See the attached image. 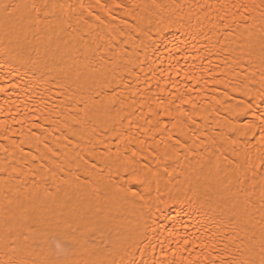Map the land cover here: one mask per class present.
I'll list each match as a JSON object with an SVG mask.
<instances>
[{
  "label": "bare ground",
  "instance_id": "obj_1",
  "mask_svg": "<svg viewBox=\"0 0 264 264\" xmlns=\"http://www.w3.org/2000/svg\"><path fill=\"white\" fill-rule=\"evenodd\" d=\"M262 97L264 0H0V264H260Z\"/></svg>",
  "mask_w": 264,
  "mask_h": 264
},
{
  "label": "snow or ice",
  "instance_id": "obj_2",
  "mask_svg": "<svg viewBox=\"0 0 264 264\" xmlns=\"http://www.w3.org/2000/svg\"><path fill=\"white\" fill-rule=\"evenodd\" d=\"M4 7L7 10V8L8 7H11V6H7L6 5ZM33 7H35V5ZM262 98H264V97H262ZM238 107H240V106H238ZM242 115L247 116L248 115V112H246V111L245 112H242ZM244 127L246 129H248L249 132L252 131V128L253 127L257 128L258 129V132H255L253 134L254 135H258L259 138H260V141L262 143H264V113H260V115L258 117V123H257V120L254 119L251 124H246V125H244ZM245 134H247V133H245ZM135 182L139 183L140 181L139 180H136ZM53 264H55V262H53ZM260 264H264V259H261Z\"/></svg>",
  "mask_w": 264,
  "mask_h": 264
}]
</instances>
